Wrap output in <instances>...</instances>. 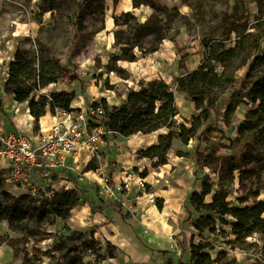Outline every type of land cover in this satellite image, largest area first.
<instances>
[{"label": "rangeland", "instance_id": "374dc122", "mask_svg": "<svg viewBox=\"0 0 264 264\" xmlns=\"http://www.w3.org/2000/svg\"><path fill=\"white\" fill-rule=\"evenodd\" d=\"M81 1L57 0L55 8L48 9L42 0H0V116H8L5 112L1 113L2 102H8L3 84L16 46L25 44L27 37H39L52 48L65 70L61 82L51 84L41 93L50 95L56 90L67 91L73 97L71 107L79 106L72 109L80 111L89 109L104 97L109 104H118L129 91L137 90L142 83L163 79L175 92L178 122L190 120L196 113V106L190 97L176 90V79L184 74L185 68L170 38L164 39L159 49L152 53L142 54L136 50V61H117L114 63L115 71L107 68L112 63L110 55L121 53L116 30L119 36L123 35L128 28L126 20L129 23L135 20L123 16L125 12L132 11L138 21H145L152 13L162 17L165 13L146 4L134 7L133 0H107L103 21L91 15H87L85 20L88 32L94 24H104L105 29L84 38L80 51L72 55L75 44L73 26ZM160 1L172 9L170 34L183 51L190 54L187 62L190 70L196 69L207 55L204 41L209 40L215 46L234 45L237 34L243 30L241 26L234 30L229 39L221 41L229 17L240 19L245 14L246 6L253 13L257 12L258 4L264 7V0ZM116 16H121L119 26L115 25ZM110 18L112 24L108 27L107 20ZM254 21L252 18L249 23ZM246 73V67L238 72V86L242 85ZM232 89L233 86L228 91ZM228 101L230 98L227 97L221 103V114ZM238 103L234 124L225 126L220 114L215 121L217 131L209 135V140L228 142L225 137L237 135V125L249 108L241 96ZM48 112L52 116L56 113ZM100 116L91 115L93 125H99ZM164 132L167 129L151 134L139 133L129 141L119 139L120 135L115 133H104V154L85 157L78 170L70 172L68 181L71 183L62 182L61 179L52 188V198L57 191L74 189L80 200L66 220L58 218L49 227L48 238L35 243L32 239H24L20 232L13 231L7 220L0 221V236L7 240L0 245V264H21L23 254L17 256L16 249L22 247L40 257L42 264H168V256L176 259L183 257L188 261L191 245L200 243L207 245L204 251L210 252L213 257L222 251L234 259L235 264H264V237L259 234L239 243L231 234L229 224L220 221L215 233L208 230L202 234L197 232L186 208L191 193L194 190L202 191L200 184H195L194 177L193 152L196 141L191 140L188 145H183L175 139L169 151V163L158 167L153 166L151 159L139 155V151L156 143ZM205 147L206 144H203L202 148ZM110 148L114 149L113 153ZM181 151L184 156H180ZM221 153L233 152L222 150ZM237 154L240 155L241 151ZM207 172L210 173L209 168H205L203 173ZM106 174L110 175L109 182L116 190L112 198L100 186ZM124 180L130 183L129 189L124 186ZM117 183L121 188H117ZM237 190L238 182L235 183L231 199L235 200L240 195ZM4 193L11 196L28 194L22 187L8 181L0 170L1 201L8 199ZM103 199L112 204H106ZM207 199H211V196ZM258 199L264 200V190ZM253 201L250 199L247 203L252 204ZM119 204L122 218L115 211ZM104 215L106 220L102 222ZM195 216L198 217L199 213H195ZM110 222L118 228L114 233L102 226ZM63 249L65 255L60 258ZM46 251L49 255L43 254ZM164 251L168 255L165 256Z\"/></svg>", "mask_w": 264, "mask_h": 264}, {"label": "trees", "instance_id": "16d2710c", "mask_svg": "<svg viewBox=\"0 0 264 264\" xmlns=\"http://www.w3.org/2000/svg\"><path fill=\"white\" fill-rule=\"evenodd\" d=\"M48 9H54L57 0H42ZM107 0H82L73 26L75 44L72 55L81 49L84 38L105 29L104 24H94L88 32L85 27L87 15L96 20H104ZM134 7L149 5L156 11H163L162 17L152 13L145 21H138L132 11L123 16L135 18L133 23L126 20L127 29L116 38L119 39L121 53H112L110 71H115L114 63L120 60L136 61L138 54L152 53L159 49L160 43L170 38L185 68L183 75L176 79V90L190 97L196 106V113L190 120L178 122L176 95L172 87L163 79L142 83L137 90L129 91L118 104H109L104 97L93 107H102L103 115L98 121L106 134L109 131L122 137L136 134H151L160 129L156 143L139 151L141 157L151 159L153 166L158 167L169 163V151L177 139L183 145L191 140L194 146V177L195 184H200L202 191H193L190 203L186 206L189 220L198 233L205 230L217 231L218 221L229 224L231 234L239 243L254 234L264 237V200L258 197L264 190V7L257 6L253 13L246 6L245 14L240 19L229 17L221 41L232 36L234 30L241 26L234 45L215 46L209 40L204 41L207 55L196 69L190 70L187 62L190 54L183 51L181 45L170 34V16L172 9L160 0H133ZM121 16L114 18L119 26ZM254 18L253 23H249ZM23 45H17L13 59L8 63L7 78L3 84L6 94L13 96L18 103L28 102L30 113L35 119L46 115L49 110L55 113L56 108H70L72 95L67 91L56 90L50 95L41 91L51 84H57L65 76L61 60L53 53L52 48L41 38L27 37ZM247 68V73L238 86V72ZM233 86L231 91L228 89ZM249 105L245 110L244 119L237 125V135L228 136V142L209 140V135L216 132L215 121L221 114V103L230 98L224 111L222 121L231 127L239 107V97ZM206 144L205 148L202 145ZM222 150L233 152L222 154ZM241 151L238 155L237 152ZM180 156H184L181 151ZM205 168L210 173H203ZM211 174H214L213 177ZM238 182L240 195L231 199L235 183ZM7 200H0V221L7 220L13 231L20 232L24 239L41 242L50 235L49 227L58 218L66 220L70 211L79 203L80 197L76 190L57 191L50 200H38L28 194L11 196L4 193ZM211 196V199H207ZM252 199V204L247 202ZM40 201H43L42 203ZM106 204L110 201L102 200ZM40 202V203H38ZM116 213L122 218V207H115ZM195 213H199L196 217ZM230 217L231 219H226ZM7 240L0 236V245ZM204 243L192 244L189 260L167 257L168 264H235L225 252L220 251L215 257L204 251ZM61 250L60 258L65 255ZM165 256L166 251L162 252ZM23 254L21 264H42L40 257L31 254L27 248H17L16 255ZM49 255L48 251L43 253Z\"/></svg>", "mask_w": 264, "mask_h": 264}, {"label": "built area", "instance_id": "2783aa9c", "mask_svg": "<svg viewBox=\"0 0 264 264\" xmlns=\"http://www.w3.org/2000/svg\"><path fill=\"white\" fill-rule=\"evenodd\" d=\"M102 114V107L93 105L80 111L71 106L57 108L51 129L39 133L37 140L20 131L0 129V170L8 181L22 187L34 198L52 199L55 171L71 170L79 152L95 153L98 149L106 131L101 125H93L91 115ZM108 133L113 134L112 131ZM123 184L130 188L127 180ZM100 186L109 196L116 193L106 181Z\"/></svg>", "mask_w": 264, "mask_h": 264}, {"label": "crops", "instance_id": "0c3cea01", "mask_svg": "<svg viewBox=\"0 0 264 264\" xmlns=\"http://www.w3.org/2000/svg\"><path fill=\"white\" fill-rule=\"evenodd\" d=\"M6 78H7V76H6ZM6 78H5V80H6ZM3 91H4V89H3ZM7 98H8L7 103L2 102L3 110L1 113L5 112V113H7L8 116H0V129L20 131V132L28 135L29 137H31L33 140H37V135H39V133H41V132L46 133L51 129V126L54 123V119H53V116L48 111H47L46 115L42 116L41 118H39L37 120V119H35V117H33L31 115L30 109L28 107V102L18 103L17 101H15L13 99V96H11V95H7ZM114 104H117V103H114ZM72 107L74 109L79 108L78 105H72ZM118 138L119 139L122 138V139H125L126 141H129L131 138H134V136H130V137L118 136ZM97 146H98V149L96 150L95 153H89L86 151L79 152L76 155V157L74 158V163H73L71 170L63 169V170L55 171V175L53 176V183L56 185L58 182L61 181V179H62V182L71 183L72 181H68V179L71 177L70 172H74L75 170H78L80 165L85 160V157L89 156V158H91V156L93 157V156H96L98 154L99 155L104 154L103 147L104 148L106 147L105 142L102 141V142L98 143ZM107 149H108V147H107ZM110 150L113 153L114 149L110 148ZM118 155L119 154L117 153V156ZM105 176H107V174ZM109 178H110V175L105 177V179L102 182H104V181L107 182V180H108L107 183L110 184ZM117 186H119L118 183H117ZM110 198H112V197L110 196ZM101 220H102V222H104V220H106L105 215H104V217H101ZM102 226L104 228H110L113 233L115 230H118L117 226L111 222L108 224H104Z\"/></svg>", "mask_w": 264, "mask_h": 264}, {"label": "bare ground", "instance_id": "6f19581e", "mask_svg": "<svg viewBox=\"0 0 264 264\" xmlns=\"http://www.w3.org/2000/svg\"><path fill=\"white\" fill-rule=\"evenodd\" d=\"M111 24H112V19L110 18V19H108L107 20V26L108 27H110L111 26ZM44 118V117H43ZM45 128V127H44ZM171 165V164H170ZM168 168V167H167ZM166 170V169H165ZM152 208V207H151ZM153 212V211H152ZM155 212V211H154Z\"/></svg>", "mask_w": 264, "mask_h": 264}]
</instances>
